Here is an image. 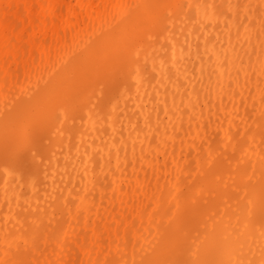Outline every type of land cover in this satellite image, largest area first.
<instances>
[{
  "label": "bare ground",
  "instance_id": "6f19581e",
  "mask_svg": "<svg viewBox=\"0 0 264 264\" xmlns=\"http://www.w3.org/2000/svg\"><path fill=\"white\" fill-rule=\"evenodd\" d=\"M0 264H264V0H0Z\"/></svg>",
  "mask_w": 264,
  "mask_h": 264
},
{
  "label": "rangeland",
  "instance_id": "374dc122",
  "mask_svg": "<svg viewBox=\"0 0 264 264\" xmlns=\"http://www.w3.org/2000/svg\"><path fill=\"white\" fill-rule=\"evenodd\" d=\"M27 154L29 155V156H27ZM30 159V151L29 150H27V152H26V154H25V157H24V164L27 166V167H32L33 165H35V164H29V163H27L28 162V160ZM26 161V162H25Z\"/></svg>",
  "mask_w": 264,
  "mask_h": 264
}]
</instances>
